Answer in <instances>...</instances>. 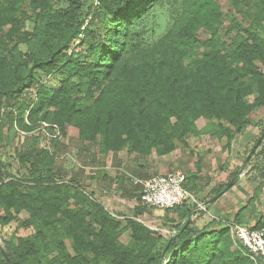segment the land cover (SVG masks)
Segmentation results:
<instances>
[{"label":"trees","instance_id":"obj_1","mask_svg":"<svg viewBox=\"0 0 264 264\" xmlns=\"http://www.w3.org/2000/svg\"><path fill=\"white\" fill-rule=\"evenodd\" d=\"M165 2L99 0L92 10L89 0H68L66 7H55V0H0V126L18 122L27 129L25 113L33 122V115L44 111L43 119L48 116L62 131L65 125L76 127L79 139L96 144L101 153L125 147L139 156H163L177 143L187 145V135L202 133L224 137L229 147L252 115L264 109V0H231L249 23L232 18L228 29L221 26L216 0H170V28L149 41L145 21ZM200 30L208 36L198 37ZM38 72H60L64 78L47 94L34 76ZM34 88L39 89L35 106L19 101ZM199 118L208 120L205 129L197 128ZM256 144L260 150L247 173L254 174L252 182L259 180V189L264 143ZM48 171L50 176L34 180L29 192L20 191L18 180L0 181V225L10 221L15 208L29 214L25 225L39 222L47 229L38 232L40 239L63 226L76 254L60 241L57 261L90 264L83 255L90 252L107 264H163L162 259H168L164 264H253L242 246H235L227 226L198 229L187 221L195 207L189 202L180 205L187 210L167 236L126 219L122 229L129 230L133 243L127 247L118 241L120 223L98 202L78 192L93 208L91 221L65 208L70 186L59 182L51 167ZM239 172L234 166L227 182ZM225 184L217 185L214 195ZM253 227H264V220ZM40 254L33 240L19 236L4 242L0 264H27Z\"/></svg>","mask_w":264,"mask_h":264},{"label":"rangeland","instance_id":"obj_2","mask_svg":"<svg viewBox=\"0 0 264 264\" xmlns=\"http://www.w3.org/2000/svg\"><path fill=\"white\" fill-rule=\"evenodd\" d=\"M216 1L223 13L221 20L223 29L231 27L232 18H236L245 25L249 23L248 17L241 11L240 7L234 6L231 0ZM169 2L170 0H166L165 3L156 5L152 13L147 17L145 28L149 41L158 39L170 28L174 12ZM67 5L68 0H55L54 6L66 7ZM25 11L28 16L31 14L29 8L25 7ZM26 26L27 28L32 27L30 18L26 21ZM207 36V32L203 30L198 32V37L201 39ZM228 37L223 35L226 40H228ZM20 48H24V46L20 45ZM81 48L83 49L84 45ZM262 70L264 72V67H262ZM38 75L39 72L34 76L37 79L40 78L43 82L41 90L47 92V94L57 88L59 81L64 78V75L60 72L49 75L40 73L41 76ZM38 93L39 89H28L19 98V101L30 107L35 106ZM253 97V95H250L247 100L250 101ZM261 111L264 116V109L262 108ZM43 113L44 111L33 115L34 121L30 122L27 111L24 116V125L28 127L27 129L23 128L22 125L20 126L18 122H13L10 125L3 121L0 126V181L18 180L20 191L29 192L34 180L45 179L50 176L48 168L51 167L57 180L70 186L67 192L68 200L65 208L81 212L86 220L91 221L93 208L89 202L81 200L78 192H82L86 197L99 204L101 203L99 197L107 196L110 204L113 205L112 209H107V211L120 223V229L125 226V220L130 218L164 236L172 234L176 230L175 226L180 221V214H184L187 206H191L192 203L189 201L190 204L184 208L179 206L169 210L146 206L138 198L140 188L134 187L129 176L124 173L127 172L137 178H145L176 169L169 166L166 168V159H160L156 152H152L147 156L128 153L125 147L116 153H113V151L101 153L96 144L83 142L79 139L76 127L65 125L62 131L52 120H47L48 116L43 119ZM252 119L254 118L252 117ZM207 124L208 120L204 118L196 121L198 129H205ZM260 127L261 130L264 129V121ZM187 136L192 139L188 146L185 145L187 147L177 143V146L181 149L187 148L191 152L188 160L185 161V163L188 161L187 168L192 167L191 160L196 161L199 159L203 162L204 159H207V169L216 177L217 183L221 180L227 182V175L230 174L234 166L232 165V160L230 162L227 161V158L231 159V156L227 152L228 150L226 151L225 149V139L208 137L204 133L198 136L191 134ZM260 141L264 143V133ZM235 143V148L239 150L238 154H240L235 157L236 162L239 164L237 167H240V176L238 181H236L235 189H232L229 193V200L231 204L234 202L232 201V194L235 192L234 195H236L235 198H238L236 201L240 207L236 211L233 209L226 215H222L219 219L209 215L205 207L204 210L191 215L195 228L219 229L227 226L230 230L231 224L253 226L257 221L264 220V184L259 186V189H256L259 180L252 182L251 179H253L254 174L249 175L247 173L254 162V152L257 149L259 151L260 148L256 147L250 156V159L253 160L251 161L252 163L250 160L245 162V154L248 149L245 152L240 147L242 145L240 140ZM235 148L231 149L235 150ZM225 161L227 162V170L224 171L219 167ZM182 165L184 167L180 168V170L186 174L188 169L184 163ZM115 202H120V205L115 206ZM244 205L247 207L242 209ZM0 215H3L2 210H0ZM9 217L10 221L7 224L0 225V249L4 246L5 241L16 242L19 236L33 240L41 254L37 259L29 257L27 264H67L59 261L60 259L57 261L60 253L58 246L60 241L64 243L65 249L69 254H76L74 252V241L72 237L65 233L63 226H59L56 233L47 232L46 237L40 239L39 236H36L38 232L46 231L47 229L39 222L25 225L29 217L27 212L13 208L9 211ZM221 219L228 220L231 223L223 222ZM118 241L130 247L133 243L129 230L122 229ZM83 255L90 264H107L104 258L90 252L83 253ZM167 260L162 259V263L168 262Z\"/></svg>","mask_w":264,"mask_h":264},{"label":"crops","instance_id":"obj_3","mask_svg":"<svg viewBox=\"0 0 264 264\" xmlns=\"http://www.w3.org/2000/svg\"><path fill=\"white\" fill-rule=\"evenodd\" d=\"M255 114H257V115H255ZM252 117L254 119H252ZM252 117L249 120L250 124L246 128V130L241 134H235L234 138L232 139V141L230 143V146L225 148L226 151L228 150L227 152H229V155L231 156V159L227 158V161L230 162L232 160L231 162L233 163L232 164L233 166L239 165L236 162L237 160L235 157L240 155V154H238L239 150H237L235 148V145H236L235 142L236 141L239 142V140H240L242 143V145L240 147L242 149H244V151L248 149L247 152L245 151L246 152L245 162H246V158H247L248 154L251 152L252 148L254 147V145L256 143V140L258 139V137L260 135V132H261L260 126L264 121L263 112L260 109V110L256 111L252 115ZM207 136L209 137L210 135H207ZM210 137H215V136H210ZM220 139H225V138L223 137ZM191 140L192 139L190 136L186 137L187 146L189 145V142ZM225 141H226V139H225ZM187 146H184V147H187ZM233 147L235 148V150L231 149ZM189 153H191V152H189V150L187 148L181 149L179 146H176V148L173 151H171L170 153L163 155V156H160V159H166L167 160L166 168L169 166L170 168L175 167L176 169H174V170H180V168L184 167L182 165V163H184L186 165V168H187V166H188L187 162L188 161L186 163H185V161L188 160ZM207 163H208L207 159H204L203 162H201L199 159L196 161L191 160L192 167L187 168L188 172L186 173L187 181H186L185 187L189 191H191L198 198L199 201H201L202 203H206L205 207H206L207 213L209 215H211L215 219H219L222 215H226L227 213L231 212V210H233V209H234V211H236L240 207V205L236 201L238 198H235V196H236V195H234L235 192L232 194V198H233L232 201H234V202H232V204H231L230 200H229L230 199L229 193H230V191H232V189H235L237 182H235L233 184V186L228 188L218 198L212 200V198L215 196L213 190L216 188L217 185H219L221 183H225V181L221 180L220 182L217 183L216 177L213 176L212 172L208 171ZM226 165H227V162L225 161L224 163L221 164V166L219 168L223 169L225 171V170H227ZM241 169H242V167H241ZM180 171H182V170H180ZM124 173L127 176H129V179L131 182H132V178H137L136 176H133L127 172H124ZM228 175H227V178H228ZM148 177H145V178H148ZM140 179H144V178H140ZM236 181H238V179ZM134 187L139 188L138 186H135V185H134ZM99 198H100V201L102 203V204L101 203L100 204L105 209H108V210L112 209L113 205L110 204V202H109L110 200L107 196L106 197H99ZM240 203H241V201H240ZM189 204H190V202L188 203V205ZM119 205H120V202H115V206H119ZM221 220L223 222H226V223H231L230 221L225 220V219H221Z\"/></svg>","mask_w":264,"mask_h":264},{"label":"built area","instance_id":"obj_4","mask_svg":"<svg viewBox=\"0 0 264 264\" xmlns=\"http://www.w3.org/2000/svg\"><path fill=\"white\" fill-rule=\"evenodd\" d=\"M89 2L92 10L99 5V0ZM186 181V174L180 170L154 174L144 179L132 178V183L140 188L138 198L146 206L169 210L190 201L195 205L193 209L196 211L193 213L204 210L205 205L185 187ZM229 233L234 244L242 246L253 264H264V227L231 224Z\"/></svg>","mask_w":264,"mask_h":264},{"label":"water","instance_id":"obj_5","mask_svg":"<svg viewBox=\"0 0 264 264\" xmlns=\"http://www.w3.org/2000/svg\"><path fill=\"white\" fill-rule=\"evenodd\" d=\"M260 139H258V141L256 143H259ZM255 143L254 147L252 148L251 152L248 154L247 158H246V162L250 159V156L253 154L254 150L257 147V144ZM240 174H238L237 176L233 177L230 181H228L225 186L212 198V200L218 198L221 194H223L228 188H230L231 186H233V184L236 182V180L239 178ZM204 205H206V203H203ZM196 211L195 209L191 210V212L188 215V219L187 221H189L191 219V215L192 213Z\"/></svg>","mask_w":264,"mask_h":264}]
</instances>
